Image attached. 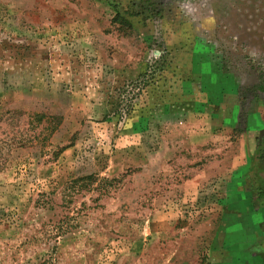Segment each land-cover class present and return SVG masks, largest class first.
I'll list each match as a JSON object with an SVG mask.
<instances>
[{
  "label": "rangeland",
  "instance_id": "obj_1",
  "mask_svg": "<svg viewBox=\"0 0 264 264\" xmlns=\"http://www.w3.org/2000/svg\"><path fill=\"white\" fill-rule=\"evenodd\" d=\"M263 132L264 0H0V264H264Z\"/></svg>",
  "mask_w": 264,
  "mask_h": 264
},
{
  "label": "trees",
  "instance_id": "obj_2",
  "mask_svg": "<svg viewBox=\"0 0 264 264\" xmlns=\"http://www.w3.org/2000/svg\"><path fill=\"white\" fill-rule=\"evenodd\" d=\"M115 20L119 21V23L123 26L129 28V24L119 16H117ZM248 171L250 172V174L254 173L256 177H258V174H264V132L261 138L257 139V145L255 147L253 156L250 158V166ZM89 179L90 178H86L82 179L81 181ZM262 184L264 187V180H262ZM257 197L260 200L264 199V193L261 191L260 196Z\"/></svg>",
  "mask_w": 264,
  "mask_h": 264
}]
</instances>
